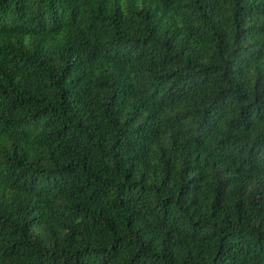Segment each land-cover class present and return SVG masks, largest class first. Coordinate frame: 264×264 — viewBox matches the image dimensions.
Wrapping results in <instances>:
<instances>
[{
	"label": "trees",
	"instance_id": "obj_1",
	"mask_svg": "<svg viewBox=\"0 0 264 264\" xmlns=\"http://www.w3.org/2000/svg\"><path fill=\"white\" fill-rule=\"evenodd\" d=\"M0 264H264V0H0Z\"/></svg>",
	"mask_w": 264,
	"mask_h": 264
}]
</instances>
